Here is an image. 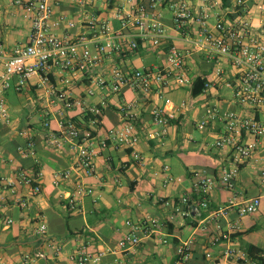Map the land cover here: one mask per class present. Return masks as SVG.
Listing matches in <instances>:
<instances>
[{
    "label": "built area",
    "instance_id": "1",
    "mask_svg": "<svg viewBox=\"0 0 264 264\" xmlns=\"http://www.w3.org/2000/svg\"><path fill=\"white\" fill-rule=\"evenodd\" d=\"M74 1L87 3V0ZM257 1L260 3L256 7L264 14V0ZM61 2L12 0L13 6L30 22L31 32L25 44L12 49L0 39V123L13 124L7 94L12 90L22 93L36 80L35 86L51 98L58 114L60 137H53L54 145L59 149L68 144L74 154V164L55 173V186L69 184V190L62 189L59 199L76 212L85 198L94 196L95 188L85 179L95 177L101 152L110 145L132 150L134 160L143 162L136 150L142 139L136 123L140 102H164L184 114L191 111L194 105L190 100L184 98L177 102L168 95L182 88L191 90L199 77L195 70H199L200 64L208 65L207 74L201 78L206 80L203 94L209 101L196 126L201 131L219 130L213 147L225 153L227 164H223L218 175L206 170L193 172V192L202 209L207 210L218 185L235 191L242 166L253 160L264 146V30L255 25L253 0H235L228 5L224 0H121L113 17L117 24L92 13L86 14L81 25L63 15L55 17V8ZM166 12L170 13L171 25L164 22ZM79 26L83 32L71 35ZM59 30L67 34L59 35ZM148 48H163L164 60L143 69L119 65L125 57ZM76 88L84 90L82 96H76ZM225 89L228 93L223 94L221 90ZM125 92H132L134 99L128 100ZM227 101L240 109L224 108L223 102ZM111 107L122 115L124 124L110 129L103 138H98L92 130L81 129L67 117V113L79 111L90 116L92 124L101 125L105 111ZM51 115L47 112L45 117L49 119ZM172 120L174 117L162 106H154L152 125L145 136L149 140L167 138ZM50 125L47 120L45 127ZM21 135L26 143L18 151L25 157H36L34 138L27 131ZM261 159L264 161V156ZM42 175L22 169L15 180L3 178L0 196L5 190L15 194L21 185L29 187L32 195L37 196L42 192L38 183ZM174 181L169 176L163 186L166 188ZM262 185L259 196L241 204L234 200L202 224L203 231L209 225L215 226L213 245H227L223 259L216 264L230 260L237 264H257L238 251L232 241L234 234L241 230L239 220L256 214L264 203V178ZM18 205L28 207L26 200L20 199ZM165 205L183 218L200 214L189 195L179 201H167ZM234 212L238 219L224 227L221 220ZM126 225L128 233L119 243L122 251L134 250L153 236L164 244L169 243L162 237L164 224L156 217L127 221ZM47 229L43 224L40 233L45 234ZM195 240L190 238L177 247L175 264H190ZM49 245L61 252L53 242ZM102 256L83 246L71 260L77 264H98ZM207 257L211 259L212 253L208 252ZM23 264H36V258L28 255Z\"/></svg>",
    "mask_w": 264,
    "mask_h": 264
},
{
    "label": "crops",
    "instance_id": "2",
    "mask_svg": "<svg viewBox=\"0 0 264 264\" xmlns=\"http://www.w3.org/2000/svg\"><path fill=\"white\" fill-rule=\"evenodd\" d=\"M234 1L226 0L225 4ZM120 3L121 0H87L86 5H82L74 0H62L55 8V17L63 15L81 25L86 14L96 13L117 24L113 17ZM257 3L260 2L257 0L252 2L253 11L256 13L255 25L264 30V14L256 7ZM16 10L20 12L23 21V29L18 35L13 31ZM164 22L171 25L170 13H165ZM83 30V27L79 26L71 35L77 36ZM30 32V22L23 18L19 8L13 6L12 0H0L2 42L12 49L16 47L13 45L15 41L17 46L25 44ZM58 34L67 33L65 30H59ZM145 56L153 57L154 61L151 63L153 65L164 60L165 51L163 48L143 49L125 57L119 65L138 69L137 61ZM207 66L200 64L199 70H195L196 76L207 74L205 72ZM35 83L36 80H33L22 93L12 90L7 94L13 124L8 126L0 123V180L3 178L15 180L22 169L31 173L39 172L43 174L38 178L42 192L34 196L29 187L21 185L17 187L15 194L5 190L0 196V264H23L28 255L36 258V264H77L71 260V256L83 246L95 254H103L98 264H175L177 247L190 238L196 239L190 264H216V261L223 259L227 245L224 243L213 245L215 226L209 225V229L203 231L202 224L219 208L234 200L241 204L262 193L264 161L261 158L264 156V146L253 160L242 166L236 190L230 191L218 185L210 197L212 203L209 209L204 210L193 192V172L206 170L218 175L223 164H227V158L224 152L215 148L208 151L199 149L203 148V145H208L212 136L217 137L219 133L217 128L201 131L197 128L195 120L194 126L202 133V138H193L186 128V120L199 116L201 120L209 99L205 98L204 94L193 96L191 88L187 96L175 100L180 102L187 98L191 101L194 108L186 114L166 106L164 102H140L136 123L142 139L136 150L141 154L143 162L135 161L131 150L120 149L114 145L102 150L97 161L95 177L85 179L95 188L94 196L85 198L80 210L73 212L66 202L59 199L62 189L69 190V184H63L58 188L54 184V177L55 173L64 171L74 164V154L68 144L64 143L59 149L54 145L53 137H58L60 133L58 114L51 105V98L43 90L38 89ZM82 88H76L77 97L83 95ZM183 89L187 88L171 93ZM221 92L224 94V90ZM125 97L133 100L135 96L132 92H125ZM157 105L162 106L179 122L172 125L167 138L149 140L145 132L151 128L152 110ZM223 106L226 109H240L228 101L223 102ZM47 112L52 114L49 119L45 117ZM67 117L72 118L81 129L92 130L98 138H103L110 129L124 124L122 115L115 107L105 111L101 125L92 124L90 118H86L79 111L67 113ZM47 120L51 122L49 128L45 127ZM23 131H27L36 141V157H25L18 151V147L26 143L25 137L21 135ZM176 156L179 159L175 158ZM179 161L186 167L184 172L181 171ZM169 176L175 181L165 188L163 182ZM185 195L191 196L200 214L183 218L165 205V202L179 201ZM20 199L26 200L27 208L18 205ZM122 215H128V220L134 222L148 216L160 219L164 224L162 237L169 243L164 244L158 237L153 236L145 239L134 250H120L119 243L128 233L126 223H120L119 218ZM237 219L238 215L234 212L229 218L222 219L221 224L225 227L229 221ZM239 221L241 230L234 234L232 245L246 256H249L250 247L255 246L263 251L264 256V203L256 214L241 218ZM43 224L48 227L45 234L40 233ZM50 242L58 246L61 252L58 253L51 247ZM208 252L212 253L211 259L207 257ZM224 264L237 263L230 260Z\"/></svg>",
    "mask_w": 264,
    "mask_h": 264
},
{
    "label": "rangeland",
    "instance_id": "3",
    "mask_svg": "<svg viewBox=\"0 0 264 264\" xmlns=\"http://www.w3.org/2000/svg\"><path fill=\"white\" fill-rule=\"evenodd\" d=\"M17 11V10H16ZM20 12H16V20H15V23H14V26H13V31L16 33V35L20 34V32L22 31L23 29V21L20 17ZM18 39V38H17ZM19 41V39H18ZM13 45H16L17 46V41H15V43H13ZM153 57L152 56H145V57H142L140 58L138 61H137V64H136V67L138 69H143V67H148L151 65V63L153 62ZM187 92H189V90L187 89H183V90H180L178 92H175V93H171L169 94V96L174 99V100H177L178 98H181V97H185L187 96ZM224 93H228V90H224ZM195 120L196 122H199L200 120V116L197 117L196 119H193L192 117L189 119L186 120V128L187 130L189 131V134L193 137V138H202V133L200 131H198L196 128H195ZM217 140V137L216 136H212L210 139H209V144L207 145H203L202 147L203 148H199L201 150H204L205 151L208 149H214L213 145L215 144ZM184 154H186L187 152H183ZM175 158L179 159L178 156H176ZM171 160V159H170ZM178 162V160H176ZM179 163L181 164V171L184 172V169L186 170V167L184 166L183 162L179 161ZM185 167V168H184ZM120 219V223L121 224H125L127 223L126 221L129 219L128 218V215H122ZM128 221H132L134 222V220H128ZM120 224V225H121ZM119 225V224H118ZM127 226V225H126ZM128 229V228H127Z\"/></svg>",
    "mask_w": 264,
    "mask_h": 264
},
{
    "label": "trees",
    "instance_id": "4",
    "mask_svg": "<svg viewBox=\"0 0 264 264\" xmlns=\"http://www.w3.org/2000/svg\"><path fill=\"white\" fill-rule=\"evenodd\" d=\"M226 2V0H224ZM206 86V80L199 77L195 82L193 83L192 87V94L195 97L200 96L203 94ZM86 118H90L88 115H84ZM179 122V120H172V124ZM132 151V150H131ZM249 259L256 262L257 264H264V256L263 251L256 248L255 246H251L249 249Z\"/></svg>",
    "mask_w": 264,
    "mask_h": 264
}]
</instances>
